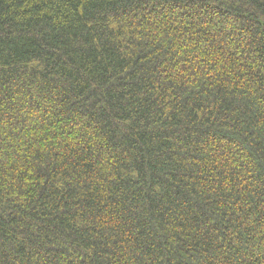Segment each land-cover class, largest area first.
I'll use <instances>...</instances> for the list:
<instances>
[{
    "label": "trees",
    "instance_id": "trees-1",
    "mask_svg": "<svg viewBox=\"0 0 264 264\" xmlns=\"http://www.w3.org/2000/svg\"><path fill=\"white\" fill-rule=\"evenodd\" d=\"M0 264H264V0H0Z\"/></svg>",
    "mask_w": 264,
    "mask_h": 264
}]
</instances>
